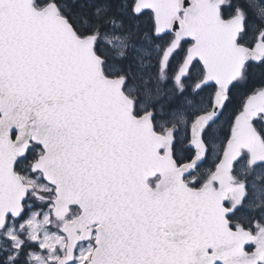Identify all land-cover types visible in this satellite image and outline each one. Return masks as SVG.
<instances>
[{
  "label": "snow or ice",
  "instance_id": "snow-or-ice-1",
  "mask_svg": "<svg viewBox=\"0 0 264 264\" xmlns=\"http://www.w3.org/2000/svg\"><path fill=\"white\" fill-rule=\"evenodd\" d=\"M0 264H264V0H0Z\"/></svg>",
  "mask_w": 264,
  "mask_h": 264
}]
</instances>
